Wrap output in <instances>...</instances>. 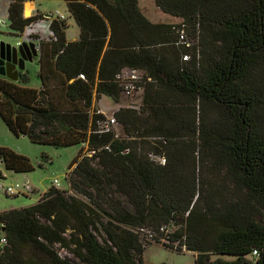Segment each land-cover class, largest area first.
Here are the masks:
<instances>
[{"label": "trees", "instance_id": "1", "mask_svg": "<svg viewBox=\"0 0 264 264\" xmlns=\"http://www.w3.org/2000/svg\"><path fill=\"white\" fill-rule=\"evenodd\" d=\"M7 1L15 36L45 20L24 17L33 0ZM63 1L78 40L53 20L41 87L27 72L0 76V117L32 144L82 149L68 190L0 213V264H143L149 239L197 253L194 264H264V0H155L179 25L151 22L139 0ZM124 71L141 74V105L117 109L119 131L99 134L95 98L120 105ZM0 161L35 170L9 148Z\"/></svg>", "mask_w": 264, "mask_h": 264}, {"label": "rangeland", "instance_id": "2", "mask_svg": "<svg viewBox=\"0 0 264 264\" xmlns=\"http://www.w3.org/2000/svg\"><path fill=\"white\" fill-rule=\"evenodd\" d=\"M36 11L41 12L43 15H51L56 17V14L65 16V22L68 25L66 31V38L68 41L78 38L79 29L75 23V20L71 17L66 3L63 0H33ZM139 7L143 15L153 23L156 24H174L179 25L182 23V19L173 18L161 12L157 7L155 0H139ZM8 9L9 2L7 0H0V41H4L12 46H18V43L23 42V38L15 36L10 32L8 24ZM46 20H40L43 29L49 28V21L54 18H46ZM36 29V26H32V30ZM34 43V39H32ZM28 74V88L39 89L41 87V81L38 77L39 65L36 58L33 61L26 64V71ZM102 99V100H101ZM97 102L101 100L99 105L103 108H99L96 103V109H101L107 114L112 115L118 107H128L134 105L136 107L141 105L142 97L141 93L133 95L131 98L121 97L120 105H116L108 97L95 98ZM119 131V128L116 129ZM0 147H5L13 150L17 154L23 155L30 159L33 163L35 170L31 173L22 175L15 174L7 171L0 161V184L4 188L15 187L16 185H23L28 183L34 191L32 193H24L20 191L19 195L9 196L6 195L0 189V213L10 211L14 209H21L32 206L38 202L41 195L47 192L53 185L54 180H58L59 185L55 188L60 190H68L69 184L67 180L68 169L73 160L78 156L82 149V146H74L69 148L55 149L50 146H40L32 144L25 137H15L11 134L0 117ZM42 156H46L50 159L47 162L42 159ZM41 165V167H39ZM202 172V171H201ZM204 175V172H202ZM69 194L73 192L69 191ZM1 236V231H0ZM148 245L143 256V264H194L197 253L188 252L182 250L178 252L176 250H170L165 248L164 241L156 243L149 239ZM56 250L62 257H68L72 260L75 258L66 250L56 246ZM217 256H213L212 260H216ZM226 259H233V257L226 256Z\"/></svg>", "mask_w": 264, "mask_h": 264}, {"label": "built area", "instance_id": "3", "mask_svg": "<svg viewBox=\"0 0 264 264\" xmlns=\"http://www.w3.org/2000/svg\"><path fill=\"white\" fill-rule=\"evenodd\" d=\"M50 18H54V20L57 21H65V16L61 15V14H56V17L51 16ZM46 20V19H45ZM50 21L49 24V28L48 30H50V26L53 20H47ZM32 26L29 27V29H27L28 33L23 35V42L26 43H32V39H34V43H35V38L31 35V31H32ZM51 31V30H50ZM52 33V32H51ZM52 38H54V34L52 33ZM21 42V43H23ZM179 42L180 43H187L186 42V34L184 31H181L179 33ZM21 43H18V45H20ZM188 45V44H187ZM189 46V45H188ZM188 57H184V60H187ZM82 79H84L83 76H81ZM119 79L121 81V85H122V90L123 93L125 94V96L127 98H131L133 95L135 94H139L142 92L143 87H142V77L141 74L138 71H124L120 76ZM129 108H133V109H137L136 106L134 105H130L128 106ZM97 114H103L100 111H97ZM105 116L104 119H101L100 121L97 122V133L99 134H106V133H111L116 129V119L114 117V114L107 116L105 114H103ZM94 153V152H92ZM153 160L158 163L159 165H164L166 163V158L164 157H153ZM53 185L55 187H57L59 185L58 180H54L53 181ZM0 189L9 196H15V195H19L20 191L22 192H26V193H32L34 191V189L28 184L25 183L23 185H16L15 187H9V188H4L1 184H0ZM161 231H164V228H161ZM165 241V240H163ZM7 244V239L4 235L0 236V251L4 248V246ZM254 255L257 254L256 251H254L253 253Z\"/></svg>", "mask_w": 264, "mask_h": 264}, {"label": "water", "instance_id": "4", "mask_svg": "<svg viewBox=\"0 0 264 264\" xmlns=\"http://www.w3.org/2000/svg\"><path fill=\"white\" fill-rule=\"evenodd\" d=\"M45 17L50 18L51 15H46ZM26 51H31V54L27 57L25 56ZM5 55L7 56L6 59ZM38 56L39 53L34 43L23 42L18 46H12L4 41H0V76L6 77L13 82H18L20 72L26 71V64ZM9 66H11V70Z\"/></svg>", "mask_w": 264, "mask_h": 264}, {"label": "crops", "instance_id": "5", "mask_svg": "<svg viewBox=\"0 0 264 264\" xmlns=\"http://www.w3.org/2000/svg\"><path fill=\"white\" fill-rule=\"evenodd\" d=\"M27 4H31V12H30V14H26V6H27ZM37 13H40V14H42L41 12H39V11H36V9H35V5H34V1H29V2H26L25 4H24V17H26V18H29V17H31V16H34L35 14H37ZM40 21V20H39ZM39 21H37V22H35L34 24H32V25H34V26H36V29H34V30H32L31 32V35L35 38V44L37 45V50H38V53H39V55H40V43H42V42H44V41H50V39H52V33H51V31L50 30H46V28L45 29H43L40 25H42L41 23H43V21L42 22H40L39 23ZM46 22H48V21H46ZM49 24H50V21H49ZM29 27H31V26H29ZM29 27H27L26 29H25V31H24V33L25 34H27L28 33V31H27V29H29ZM23 33V35H25ZM22 35V36H23ZM78 38H79V33H78ZM78 38H76L75 40H72V41H76V40H78ZM67 39V38H66ZM68 41V40H67ZM72 41H68V42H72ZM36 59L38 60L39 59V56L38 57H36ZM6 78V77H5ZM101 97H105V96H101ZM102 100V99H101ZM101 100L99 101V102H97V100H95L94 101V104H95V107H96V103H98V106H99V108H103V107H101L100 105H99V103L101 102ZM97 108V107H96ZM120 107H118V109H119ZM97 111H100L101 113H103V114H105V112L104 111H102L101 109H97ZM114 113V112H113ZM112 113V114H113ZM105 115H107V114H105ZM8 171V170H7ZM11 172V171H10ZM22 175H25V174H22ZM0 177H2V174H1V172H0Z\"/></svg>", "mask_w": 264, "mask_h": 264}, {"label": "flooded vegetation", "instance_id": "6", "mask_svg": "<svg viewBox=\"0 0 264 264\" xmlns=\"http://www.w3.org/2000/svg\"><path fill=\"white\" fill-rule=\"evenodd\" d=\"M35 44V43H34ZM35 48H36V50H37V45L35 44ZM38 51V50H37ZM29 54H31V51H29V52H25V56L27 57V56H29ZM6 56V55H5ZM7 58V56L5 57V59ZM9 68H10V70H11V66H9ZM25 72H20V77L24 74ZM12 74V73H11Z\"/></svg>", "mask_w": 264, "mask_h": 264}]
</instances>
